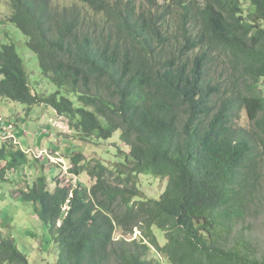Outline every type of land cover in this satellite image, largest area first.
I'll use <instances>...</instances> for the list:
<instances>
[{
  "label": "trees",
  "instance_id": "obj_1",
  "mask_svg": "<svg viewBox=\"0 0 264 264\" xmlns=\"http://www.w3.org/2000/svg\"><path fill=\"white\" fill-rule=\"evenodd\" d=\"M5 4L0 24L21 29L55 91L34 85L5 41L0 97L29 113L43 105L82 140L117 147L114 165L93 167L71 148L69 173L93 183L88 193L49 177L48 157L0 140V186L32 206L56 264H264L245 228L264 212V0ZM12 123L19 138L0 117ZM149 176L166 180L158 199L140 189ZM0 264H30L1 230Z\"/></svg>",
  "mask_w": 264,
  "mask_h": 264
},
{
  "label": "rangeland",
  "instance_id": "obj_2",
  "mask_svg": "<svg viewBox=\"0 0 264 264\" xmlns=\"http://www.w3.org/2000/svg\"><path fill=\"white\" fill-rule=\"evenodd\" d=\"M144 1L146 5H149V0ZM75 2L77 0H55V4L60 6L72 5ZM11 15L12 10L8 5L5 4L0 7V21ZM6 31L9 33V38L4 35ZM1 42L15 43L17 45L19 54L26 61L27 73L34 85H36L35 82L42 80L40 85L46 90V94H51L55 91V87L42 74L40 57L29 48L28 40L19 27L12 23L8 26L0 24V44ZM1 79L2 77L0 76ZM44 107L43 105L35 106L29 113L27 106L0 97V117L3 116L5 122L9 120L15 121L18 126L20 125V120H23L22 126L25 131L22 130V127L19 129L20 137L17 141L11 136L2 140L15 146L18 145L21 148L23 146L26 154L35 155L37 158L50 156L46 167V171L51 172L49 177L66 178L68 181L65 184L73 188H77L79 183H81L82 187L86 188L88 193H90L93 183L69 173L71 168L70 154H73L71 148L75 146L78 151H83L86 165L93 167L98 160L104 162L107 166L114 165L113 152L117 150V147L105 141L96 143L82 140L78 133L67 128V123L63 119L56 116L52 110ZM25 122L28 124L26 125ZM238 123L246 124V115L242 114ZM12 127L16 130L13 123ZM43 132H47L46 137H44ZM29 144H31V147L28 148ZM38 144H40L41 150ZM31 158L34 157L31 156ZM44 163H46L45 158L39 159L40 165ZM15 178H17V175L11 177V179ZM18 178L20 179L19 176ZM140 185L145 197L158 199L165 189L166 180L152 178L151 176L141 177ZM11 192H13L11 184L6 183L0 186V230L6 236L16 240L20 251L26 255L30 264H56L58 248L48 230L35 217L32 206L15 200L12 198ZM245 228L247 233L253 235L255 243H258L261 250L264 251V212L255 215L254 218H249ZM156 232L160 237L161 243L164 244L163 232L159 229ZM140 234L141 232L136 229L133 239L140 237ZM121 236L122 232L116 230V239L118 240Z\"/></svg>",
  "mask_w": 264,
  "mask_h": 264
},
{
  "label": "built area",
  "instance_id": "obj_3",
  "mask_svg": "<svg viewBox=\"0 0 264 264\" xmlns=\"http://www.w3.org/2000/svg\"><path fill=\"white\" fill-rule=\"evenodd\" d=\"M2 126H3V125H2ZM8 136H11V137L14 138V136L12 135L11 130H10L9 128H5V129H3V128L0 127V137H1L2 139H3V138L7 139Z\"/></svg>",
  "mask_w": 264,
  "mask_h": 264
},
{
  "label": "clouds",
  "instance_id": "obj_4",
  "mask_svg": "<svg viewBox=\"0 0 264 264\" xmlns=\"http://www.w3.org/2000/svg\"><path fill=\"white\" fill-rule=\"evenodd\" d=\"M3 120H5V119H3ZM1 126V125H0ZM20 128L22 127V124L20 123ZM67 128H68V126H67ZM9 129L11 130V133H12V135L14 136V139L17 141V139H18V135L16 134V133H13V131L15 130L14 128H12V127H9ZM22 130H23V127H22ZM24 131V130H23ZM15 132V131H14ZM25 132V131H24ZM43 135H47V132L46 133H44L43 132ZM0 140H2V138L0 137ZM3 141V140H2ZM22 149H23V146H22ZM24 150V149H23ZM25 151V150H24ZM48 158L50 159V156H48Z\"/></svg>",
  "mask_w": 264,
  "mask_h": 264
},
{
  "label": "crops",
  "instance_id": "obj_5",
  "mask_svg": "<svg viewBox=\"0 0 264 264\" xmlns=\"http://www.w3.org/2000/svg\"><path fill=\"white\" fill-rule=\"evenodd\" d=\"M43 144V143H42Z\"/></svg>",
  "mask_w": 264,
  "mask_h": 264
}]
</instances>
